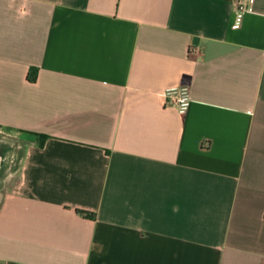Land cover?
I'll return each mask as SVG.
<instances>
[{"label": "crops", "instance_id": "crops-1", "mask_svg": "<svg viewBox=\"0 0 264 264\" xmlns=\"http://www.w3.org/2000/svg\"><path fill=\"white\" fill-rule=\"evenodd\" d=\"M243 1L232 27V0H0V264H264ZM181 82L183 113L160 94Z\"/></svg>", "mask_w": 264, "mask_h": 264}, {"label": "built area", "instance_id": "built-area-1", "mask_svg": "<svg viewBox=\"0 0 264 264\" xmlns=\"http://www.w3.org/2000/svg\"><path fill=\"white\" fill-rule=\"evenodd\" d=\"M248 9H250V2L244 3L243 0H232V27L239 25L242 13ZM189 51H196V48L191 46ZM160 94L164 102L174 105L179 113L184 112L189 102L188 88L185 82L167 86Z\"/></svg>", "mask_w": 264, "mask_h": 264}, {"label": "trees", "instance_id": "trees-1", "mask_svg": "<svg viewBox=\"0 0 264 264\" xmlns=\"http://www.w3.org/2000/svg\"><path fill=\"white\" fill-rule=\"evenodd\" d=\"M35 70H36L35 67H32V66L29 67V70H28V72H29L28 77L29 78H31V79L34 78ZM39 136H40L39 144H41L43 138L45 137V134H39ZM76 211H78L79 213L85 214V215H90V216L93 215V212L82 210V209H76Z\"/></svg>", "mask_w": 264, "mask_h": 264}, {"label": "rangeland", "instance_id": "rangeland-1", "mask_svg": "<svg viewBox=\"0 0 264 264\" xmlns=\"http://www.w3.org/2000/svg\"><path fill=\"white\" fill-rule=\"evenodd\" d=\"M11 142H13V144H12L13 147H11V148H12V151H9V152H8V159L10 158V157H9V154L12 155L11 158H15V157H14L15 155H13V153L16 154V155H18L19 150L21 149V148L15 146L17 143H14L13 140H12ZM0 143H1V147H3V150H2L3 154H6V153H7L6 151H8V150H7V148H8V145H7V144H8V143H2V142H0ZM0 150H1V148H0ZM2 152H1V153H2ZM1 155H2V154H1ZM2 156H3V155H2ZM13 160H14V159H13Z\"/></svg>", "mask_w": 264, "mask_h": 264}]
</instances>
